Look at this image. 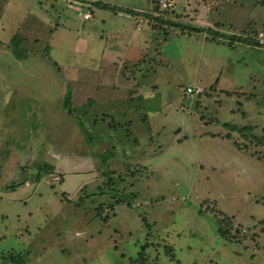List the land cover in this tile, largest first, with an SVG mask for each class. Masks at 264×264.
<instances>
[{"label": "rangeland", "instance_id": "374dc122", "mask_svg": "<svg viewBox=\"0 0 264 264\" xmlns=\"http://www.w3.org/2000/svg\"><path fill=\"white\" fill-rule=\"evenodd\" d=\"M95 1L143 11L136 42L113 23L118 11L90 2H0V264H134L143 245L142 264H264V160L250 155L264 159V147L238 151L241 137L224 126L261 135L264 47L167 25L260 42L264 8ZM154 18L166 23L156 30ZM188 86L202 93L186 95ZM67 93L73 107L88 106L84 128L62 107ZM128 164L124 191L101 193L103 173L123 175ZM235 229L246 234L237 242Z\"/></svg>", "mask_w": 264, "mask_h": 264}, {"label": "trees", "instance_id": "16d2710c", "mask_svg": "<svg viewBox=\"0 0 264 264\" xmlns=\"http://www.w3.org/2000/svg\"><path fill=\"white\" fill-rule=\"evenodd\" d=\"M1 1H4V0H0V2ZM82 1L90 2L93 6H97V7H100L102 9H112L114 11L123 9V11H126V12L131 10V9H127V8H120V7L115 6V5H109L107 3L100 4L102 2L95 1V0H82ZM152 2H153L154 7H155L154 10L156 11L157 7H158L157 1H153L152 0ZM254 3L257 6L264 8V0H254ZM154 19L157 22H159V24L155 25L156 26V30H159L158 28H160L159 26H161L162 23L163 24L166 23V22H163V20H161L159 18H154ZM167 25H169L170 27H175L174 32L178 36L185 35V36L190 37V36L206 35V37H209V39L213 40V41L221 40V38L224 37V38H222V40H226V42H228V44L230 46L233 45L236 42L237 43L247 42V45L252 44V45L264 47L263 43L261 44L259 42H254L251 39L249 40V38H246L243 34L221 35V33L219 31L211 28V26L210 27H208V26L207 27L206 26L194 27V26L181 25V24H175V23L174 24L173 23H168ZM163 34L165 36L163 38V40H166L167 37L169 36V34H166V32H164ZM21 39L22 38L19 37L17 34H14L13 37L11 38L10 42L18 43V42H20ZM15 55L18 56V54H16V53H15ZM226 93H229V92L226 91ZM200 94H198V95H200ZM89 103H90V101H89ZM62 107L65 110V112L68 115V117H70L74 122H78V124L80 125L81 128H84V125H83L82 120L80 119V116L81 115H85L87 113L88 106H86V110H83V111L81 109L77 108V107H73L72 103H71V96H70L69 93H67L64 96V98H63ZM94 123H95V119H94ZM224 126L227 129H229L230 131L236 132L239 135V139L241 137V139H240L241 142L240 143H238L237 139H234L233 142H232L233 146L238 151H242V152L246 151V152H248L249 148L251 146H253V147L256 146L257 147V145H260V147H264V127L262 128L261 135L259 136V135H256L254 133L253 126L237 127L235 125H232V124L229 125L227 123H224ZM206 134L210 135V136H212V135L215 136V134H211V133H206ZM86 135H87L88 140L90 142L91 138H92L91 134L87 131ZM242 139L243 140H247L248 143L247 142H243ZM106 153L110 154V152H106ZM250 155H251V157L257 159L258 161H263L264 160L262 158V155L260 154V152L253 151L252 153H250ZM102 159L104 160L103 164H105V166H107L106 165L107 162L105 160L106 158L104 159V155H102ZM130 167L131 166H129V164H128V165H125L123 168H126V170H128V169H130ZM50 169L51 168H45L46 173H50ZM136 169H137V171L139 170L138 168H136ZM130 173L131 174H135V171L133 169H130L129 171H125L124 174H123L125 176L116 174L115 172L110 171V170H109V172H104L103 176L106 177V183H105L103 191H101V193L112 194L115 191L117 193L118 190H120L121 193H122L124 191L123 186H125V179H126L127 176L130 177ZM121 185H122V187L120 188ZM215 216L214 217L216 219L218 235L223 240L232 242V238L229 237L228 231H224L223 227L220 225L221 218L217 217V215H215ZM228 223H229V225H231V222H228ZM262 231H264V227L262 228ZM235 232L237 234L235 236V238H234L236 242L241 236H243V237L246 236V234L241 233L238 229H235ZM238 233H240L241 236ZM145 248H146V245H143L141 247V251L138 253L137 258L132 260V261L130 260V262L134 263V264H142L143 262H146L147 261V256L145 255ZM20 262L21 261L18 258L13 260L14 264H20Z\"/></svg>", "mask_w": 264, "mask_h": 264}, {"label": "crops", "instance_id": "0c3cea01", "mask_svg": "<svg viewBox=\"0 0 264 264\" xmlns=\"http://www.w3.org/2000/svg\"><path fill=\"white\" fill-rule=\"evenodd\" d=\"M94 7H97V6H94ZM99 9H102L100 7H97ZM121 8V7H120ZM106 10V9H105ZM118 11L117 14L118 15H122V16H118L119 18L122 19V22L121 21H118V22H113V23H116V24H120L118 27L120 28L122 25L125 27V28H129L124 34L125 36L127 35L128 38L126 39L127 42H136L135 39H132V36L134 37V35L140 31V28H139V22H140V16L139 14L142 13L143 11H139V10H130L128 12L126 11H123L122 10H116ZM132 11V12H131ZM94 13H91L90 15V19L92 20L93 18V15ZM88 19V20H90ZM141 22H145L147 25H148V20L145 19V21H142ZM134 26V27H133ZM131 27H133L132 31H131ZM202 36L201 39H203L204 41H208L209 37H206V35H200ZM188 37V36H187ZM121 41V40H120ZM119 40H114L112 42H120ZM219 41V40H218ZM194 87V86H193Z\"/></svg>", "mask_w": 264, "mask_h": 264}, {"label": "built area", "instance_id": "2783aa9c", "mask_svg": "<svg viewBox=\"0 0 264 264\" xmlns=\"http://www.w3.org/2000/svg\"><path fill=\"white\" fill-rule=\"evenodd\" d=\"M153 1H157V4L160 7V9H162V10L166 9L167 4H166L165 1H163V0H153ZM82 19L83 20L90 19V14L87 12V10H83ZM259 39H260L259 43H261V44L263 43L264 44V41L262 40V35L261 34L259 35ZM201 92H202L201 89L196 88V87H192V86H188L185 89V94L186 95H198Z\"/></svg>", "mask_w": 264, "mask_h": 264}]
</instances>
